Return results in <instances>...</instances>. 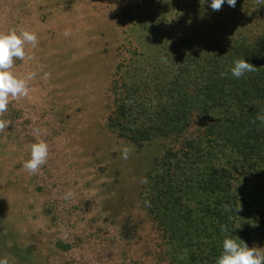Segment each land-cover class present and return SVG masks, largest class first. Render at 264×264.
Masks as SVG:
<instances>
[{
  "label": "rangeland",
  "instance_id": "1",
  "mask_svg": "<svg viewBox=\"0 0 264 264\" xmlns=\"http://www.w3.org/2000/svg\"><path fill=\"white\" fill-rule=\"evenodd\" d=\"M256 2L248 11L262 17L244 28L249 40L264 33V6ZM158 4L0 0V33L26 30L38 38L35 48L26 46L33 59L15 60L12 69L19 78L36 74L28 81L29 95L10 99L0 116L10 122L0 132V260L166 263L165 245L140 195L165 141L134 144L108 126L116 97H130L133 91L149 97L150 84L164 70L159 42L166 34L157 33ZM151 27L155 36L149 39ZM231 29L227 25L224 31ZM45 73L50 75L45 78ZM39 141L48 144V159L30 174L23 164L31 158L30 146ZM125 147L127 159L122 157ZM258 180H247L244 205L257 220L260 236L248 247L264 251V187Z\"/></svg>",
  "mask_w": 264,
  "mask_h": 264
},
{
  "label": "trees",
  "instance_id": "2",
  "mask_svg": "<svg viewBox=\"0 0 264 264\" xmlns=\"http://www.w3.org/2000/svg\"><path fill=\"white\" fill-rule=\"evenodd\" d=\"M154 1L164 70L149 97H116L108 126L134 144L165 141L140 190L165 264H217L225 238H260L244 188L252 177L264 187V33L249 40L244 28L262 16L248 11L254 0L219 11L211 0ZM238 59L256 71L235 78Z\"/></svg>",
  "mask_w": 264,
  "mask_h": 264
},
{
  "label": "clouds",
  "instance_id": "3",
  "mask_svg": "<svg viewBox=\"0 0 264 264\" xmlns=\"http://www.w3.org/2000/svg\"><path fill=\"white\" fill-rule=\"evenodd\" d=\"M230 7L235 8L237 0H226ZM225 0H211L210 7L213 11L221 10ZM259 5L264 6V0H257ZM65 36L70 35L65 31ZM38 44L37 35L29 31H10L0 33V116L8 110L10 99H20L29 95L28 81L35 77V73H29L25 78H19L13 71L14 61H29L33 57L26 53V46L35 48ZM231 74L239 79L245 73L256 71V67L248 63L245 59L234 61ZM50 74L45 73V78ZM226 75V73H222ZM264 123V116H258ZM10 125L9 121L0 119V132H3ZM31 158L23 164V168L30 174L39 172L42 165L47 162L49 146L43 141L33 143L31 146ZM130 150L122 149V157L127 159ZM147 183V179L143 181ZM225 229H222V231ZM222 253L217 260V264H264V251L258 248H249L246 243H238L232 238H225L222 244ZM0 264H8L7 259L0 260Z\"/></svg>",
  "mask_w": 264,
  "mask_h": 264
}]
</instances>
